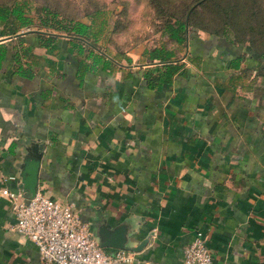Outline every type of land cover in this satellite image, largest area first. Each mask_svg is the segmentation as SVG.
<instances>
[{
    "label": "crops",
    "instance_id": "0c3cea01",
    "mask_svg": "<svg viewBox=\"0 0 264 264\" xmlns=\"http://www.w3.org/2000/svg\"><path fill=\"white\" fill-rule=\"evenodd\" d=\"M22 14L31 23L14 31L0 20V187L18 184L21 145L38 140L37 190L83 221L124 223L126 246L145 238L127 264H181L195 230L213 264H264L258 30L198 27L182 52L169 42L116 54L95 15L78 18L96 34L89 43ZM168 62L180 67L164 79ZM13 223L0 194V264H42Z\"/></svg>",
    "mask_w": 264,
    "mask_h": 264
},
{
    "label": "rangeland",
    "instance_id": "374dc122",
    "mask_svg": "<svg viewBox=\"0 0 264 264\" xmlns=\"http://www.w3.org/2000/svg\"><path fill=\"white\" fill-rule=\"evenodd\" d=\"M27 12L35 17L42 14L40 6H46L56 11L58 16L87 19L92 12L96 21L104 25L102 42L105 48L122 53L123 49L134 46L151 47L153 45L169 44L167 35L162 31L165 19L176 16H186L191 9L189 32L197 29L218 32L220 28L234 30L242 28L243 13L258 16L259 26L264 22V0H26ZM260 9L257 14L256 10ZM86 12H90L86 14ZM235 22L227 19L234 17ZM189 15V16H190ZM234 19V18H233ZM246 22V21H245ZM37 25V24H36ZM233 31V30H232ZM261 34L263 30H258ZM236 33H234L235 35ZM175 46V45H174ZM178 51L183 46L178 44Z\"/></svg>",
    "mask_w": 264,
    "mask_h": 264
},
{
    "label": "built area",
    "instance_id": "2783aa9c",
    "mask_svg": "<svg viewBox=\"0 0 264 264\" xmlns=\"http://www.w3.org/2000/svg\"><path fill=\"white\" fill-rule=\"evenodd\" d=\"M6 178L15 179L13 175ZM0 194L13 211V228L34 243L42 264H127L133 259L132 250H104L90 223L81 220L67 202L37 189L27 195L18 185H3ZM181 264H213L199 230L182 246Z\"/></svg>",
    "mask_w": 264,
    "mask_h": 264
},
{
    "label": "trees",
    "instance_id": "16d2710c",
    "mask_svg": "<svg viewBox=\"0 0 264 264\" xmlns=\"http://www.w3.org/2000/svg\"><path fill=\"white\" fill-rule=\"evenodd\" d=\"M28 3L26 0H0V20L5 23H8L10 30L12 31L13 27L11 26L13 21H17L19 25H26L31 23V18L22 14L24 10H27ZM42 14L38 15V25L41 26H50L54 28H60L67 32L72 33L76 36H81L85 39H88L89 43H93L95 40V32L90 30V23L83 22L78 18L71 17H60L54 10H50L46 6H40L39 8ZM260 9L256 10L254 14H257ZM193 10H189L186 16H176L173 19H165L162 23V31L167 35V38L170 42H174L179 45H183L187 35L189 36V30L187 29V25L190 23L191 13ZM90 13V12H89ZM86 12V14H89ZM236 12L232 13L233 15ZM253 14V13H252ZM247 12L243 13V24L242 27L257 29L259 28L263 30L261 34L259 31V35L264 37V22H262L261 26H259V17L253 16ZM92 12L88 15L92 17ZM190 15V16H189ZM234 18V19H233ZM237 17V13L234 17H229L227 19L231 20L232 23L235 22ZM264 20V17L261 18ZM246 21V22H245ZM192 31L194 28H191ZM234 29V28H233ZM242 29V28H241ZM235 30H239L236 28ZM14 31V30H13ZM192 35V34H191ZM153 50H159L158 57L161 60H167L172 52L164 48V46H160L159 48H153ZM253 53L258 56L264 58V49L261 51H253ZM180 67L179 64H171L165 63L164 70L162 72L163 78L167 79L174 71H176Z\"/></svg>",
    "mask_w": 264,
    "mask_h": 264
},
{
    "label": "water",
    "instance_id": "95a60500",
    "mask_svg": "<svg viewBox=\"0 0 264 264\" xmlns=\"http://www.w3.org/2000/svg\"><path fill=\"white\" fill-rule=\"evenodd\" d=\"M42 145L43 143L38 140L22 143L20 159L15 164L18 176L17 185L27 195H33L37 189V170L42 153ZM89 223L92 233L100 246L137 250L145 242V238H143L136 245L126 246L129 235H127L124 223L116 222L115 224H110L105 219H102L101 222Z\"/></svg>",
    "mask_w": 264,
    "mask_h": 264
}]
</instances>
